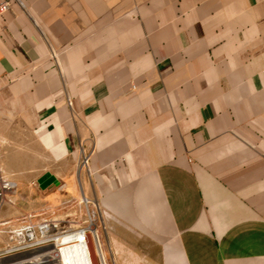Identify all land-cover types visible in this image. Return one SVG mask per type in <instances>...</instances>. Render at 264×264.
<instances>
[{
    "label": "crops",
    "instance_id": "1",
    "mask_svg": "<svg viewBox=\"0 0 264 264\" xmlns=\"http://www.w3.org/2000/svg\"><path fill=\"white\" fill-rule=\"evenodd\" d=\"M8 1L2 174L86 198L116 264H264V0Z\"/></svg>",
    "mask_w": 264,
    "mask_h": 264
},
{
    "label": "built area",
    "instance_id": "2",
    "mask_svg": "<svg viewBox=\"0 0 264 264\" xmlns=\"http://www.w3.org/2000/svg\"><path fill=\"white\" fill-rule=\"evenodd\" d=\"M9 1H0V11L9 8ZM17 187V182L0 171V206L8 201L9 194ZM88 202V201H87ZM90 223H73L65 218L42 217L35 219L29 214L23 222L10 224L1 220L0 264H108L107 255L94 220L95 211L88 209ZM92 233L96 239L97 252L91 241ZM79 236L73 243H83L81 260L63 257V243L66 236ZM100 257V261L98 259Z\"/></svg>",
    "mask_w": 264,
    "mask_h": 264
},
{
    "label": "rangeland",
    "instance_id": "3",
    "mask_svg": "<svg viewBox=\"0 0 264 264\" xmlns=\"http://www.w3.org/2000/svg\"><path fill=\"white\" fill-rule=\"evenodd\" d=\"M11 166V165H10ZM9 168H16L15 167H9ZM20 168V166H19ZM5 173V172H4ZM5 176H7L8 178L16 181L14 178H18L19 179V185H17V187L12 191V193L14 195H9L8 196V201L6 203H4L2 206H0L1 209V214H3L5 212L6 209H9L10 207H12L14 205V196L15 194H19L20 198H19V202H20V206L22 207V210L20 211V214L18 215V219H16L15 217H12L10 220V224H17L19 222H23L25 220V217L29 214H34L35 215V219H40L42 217H58V218H65L67 220H69V222L73 223V221L75 223L73 224H78V223H85V224H89L90 220H89V216H88V209H90V205L87 201H85L83 199L82 203H81V207L78 209V215H70L68 214L67 216H63L62 215V211L63 208L59 207V196L56 194L55 198L52 199V201L47 202L46 204L44 202H46L44 199V197H47V192L50 189L55 190V192H59L60 191V185H55L52 184L47 188H42L38 182L39 177H41L43 174L41 175H32V174H26V173H11V172H6L4 174ZM17 182V181H16ZM46 193V194H44ZM26 198H29V200H27ZM35 201V202H33ZM34 203V207H31L30 204ZM40 204V205H39ZM73 206H70L69 209H72ZM74 209V208H73ZM92 211V210H91ZM75 216V217H74ZM0 219H1V215H0ZM94 224H96V220H94ZM1 227V224H0ZM99 235H100V239L102 244L105 243V247H106V253H107V260H108V264H116L115 263V258L114 255L112 256L110 254L109 248H108V243H107V239L102 236L101 232L99 231ZM91 241L92 244L94 246V249L97 252V246H96V239L94 234L92 233V237H91ZM3 246L2 243V237L0 236V247ZM104 246V245H103ZM105 250V248H104ZM117 257L121 258L122 254H116ZM131 258L134 260H137L138 255L134 254V255H130ZM98 259L100 261V257L98 255Z\"/></svg>",
    "mask_w": 264,
    "mask_h": 264
},
{
    "label": "bare ground",
    "instance_id": "4",
    "mask_svg": "<svg viewBox=\"0 0 264 264\" xmlns=\"http://www.w3.org/2000/svg\"><path fill=\"white\" fill-rule=\"evenodd\" d=\"M85 201H88L86 198H84ZM79 236L75 235V236H66L63 238L62 242L63 243H69L74 241V239L78 238ZM83 247V243H70V245H67L65 247H63L62 251H63V257L67 260L68 258H77L79 260H81L82 258V250L81 248Z\"/></svg>",
    "mask_w": 264,
    "mask_h": 264
},
{
    "label": "water",
    "instance_id": "5",
    "mask_svg": "<svg viewBox=\"0 0 264 264\" xmlns=\"http://www.w3.org/2000/svg\"><path fill=\"white\" fill-rule=\"evenodd\" d=\"M38 182L42 188H47L52 184L59 185L60 181L55 174L48 171L39 177Z\"/></svg>",
    "mask_w": 264,
    "mask_h": 264
}]
</instances>
